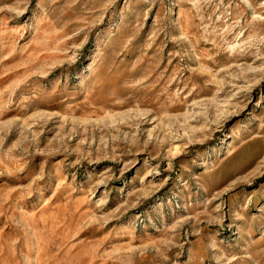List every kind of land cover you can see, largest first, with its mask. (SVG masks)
<instances>
[{
  "label": "rangeland",
  "instance_id": "rangeland-1",
  "mask_svg": "<svg viewBox=\"0 0 264 264\" xmlns=\"http://www.w3.org/2000/svg\"><path fill=\"white\" fill-rule=\"evenodd\" d=\"M0 264H264V0H0Z\"/></svg>",
  "mask_w": 264,
  "mask_h": 264
}]
</instances>
